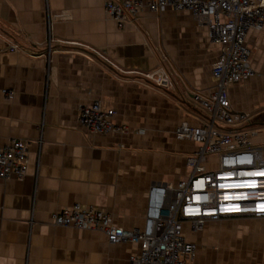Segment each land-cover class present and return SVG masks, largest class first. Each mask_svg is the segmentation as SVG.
<instances>
[{"label": "crops", "instance_id": "1", "mask_svg": "<svg viewBox=\"0 0 264 264\" xmlns=\"http://www.w3.org/2000/svg\"><path fill=\"white\" fill-rule=\"evenodd\" d=\"M105 1L0 0V147L10 139L31 143L26 176L0 180V264H128L138 244L110 245L100 232L54 226L50 214L92 205L115 226L142 230L151 185L175 186L189 176L186 159L197 146L177 140L174 131L183 122L206 121L192 96L213 93L219 49L188 11H145L119 29ZM12 45L17 53L8 52ZM245 45L254 75L227 94L231 110L249 118L239 128L253 131L250 141L260 145L264 30H249ZM159 67L171 78L167 91L136 74ZM93 102L113 109L114 123L128 132L84 129L78 108ZM183 231L197 246L195 264H264V219Z\"/></svg>", "mask_w": 264, "mask_h": 264}, {"label": "built area", "instance_id": "2", "mask_svg": "<svg viewBox=\"0 0 264 264\" xmlns=\"http://www.w3.org/2000/svg\"><path fill=\"white\" fill-rule=\"evenodd\" d=\"M168 8L188 11L198 26L207 29L210 43L219 49L211 68L213 93L192 96L207 113L206 121L197 127L183 122L174 131L177 140L197 146L186 159L192 169L190 175L175 186L151 185L142 230L117 227L109 213L92 205L77 203L50 214L54 226L100 232L110 245L138 244L140 253L132 255L128 264H195L197 246L184 237L185 225L196 234L209 223L264 219V144L253 145L250 138L255 133L239 128L249 123V118L231 110L227 94L229 87L254 75L245 38L249 30H264V0H106L104 4L106 15L119 29L145 11L162 13ZM51 42L48 37V56ZM18 50L12 45L8 52ZM88 50L118 69L99 51ZM136 74L159 90L172 87L164 67ZM115 114L100 102L78 108L79 124L92 134H126V126L114 123ZM30 144L10 139L0 147V180H22L26 176Z\"/></svg>", "mask_w": 264, "mask_h": 264}, {"label": "rangeland", "instance_id": "3", "mask_svg": "<svg viewBox=\"0 0 264 264\" xmlns=\"http://www.w3.org/2000/svg\"><path fill=\"white\" fill-rule=\"evenodd\" d=\"M120 74H124V73H120ZM192 169L190 167H188V175H190Z\"/></svg>", "mask_w": 264, "mask_h": 264}]
</instances>
